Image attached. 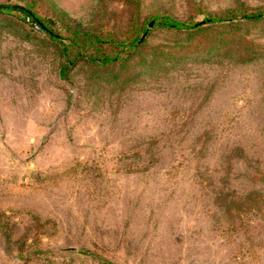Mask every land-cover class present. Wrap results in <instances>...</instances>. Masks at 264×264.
I'll return each mask as SVG.
<instances>
[{
  "label": "rangeland",
  "instance_id": "374dc122",
  "mask_svg": "<svg viewBox=\"0 0 264 264\" xmlns=\"http://www.w3.org/2000/svg\"><path fill=\"white\" fill-rule=\"evenodd\" d=\"M139 3L140 20L264 8ZM58 10L127 29L123 0L39 1ZM23 19L0 12V264H264V19L211 51L155 27L148 45L170 55L78 62L66 79ZM240 39L263 54L246 59Z\"/></svg>",
  "mask_w": 264,
  "mask_h": 264
},
{
  "label": "trees",
  "instance_id": "16d2710c",
  "mask_svg": "<svg viewBox=\"0 0 264 264\" xmlns=\"http://www.w3.org/2000/svg\"><path fill=\"white\" fill-rule=\"evenodd\" d=\"M39 1H1L0 5L14 6L0 7V12L19 13L24 18L22 22L27 27L28 36L50 42L48 44L57 48L60 56L59 76L62 79L67 78L78 62L106 68L122 64L144 50L159 56L170 55L171 51L148 45L146 37L155 27L185 34V48L211 51L231 42L232 34L239 31L241 22L255 23L264 19V8H235L219 13L199 11L203 14L201 19L180 20L157 13L140 20L139 0H123L128 7L127 29L119 36L111 30L86 28L60 10L43 14L39 11ZM226 29L229 30L227 35ZM236 43L243 45L246 59L263 54L262 48L250 40L240 39Z\"/></svg>",
  "mask_w": 264,
  "mask_h": 264
},
{
  "label": "water",
  "instance_id": "95a60500",
  "mask_svg": "<svg viewBox=\"0 0 264 264\" xmlns=\"http://www.w3.org/2000/svg\"><path fill=\"white\" fill-rule=\"evenodd\" d=\"M7 6H14V5H6V4L0 5V7H7Z\"/></svg>",
  "mask_w": 264,
  "mask_h": 264
}]
</instances>
